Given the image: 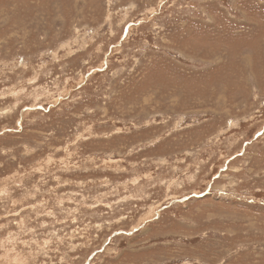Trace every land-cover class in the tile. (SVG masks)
<instances>
[{"label":"rangeland","instance_id":"1","mask_svg":"<svg viewBox=\"0 0 264 264\" xmlns=\"http://www.w3.org/2000/svg\"><path fill=\"white\" fill-rule=\"evenodd\" d=\"M0 264H264V0H0Z\"/></svg>","mask_w":264,"mask_h":264}]
</instances>
